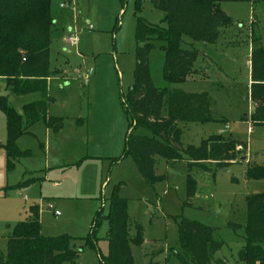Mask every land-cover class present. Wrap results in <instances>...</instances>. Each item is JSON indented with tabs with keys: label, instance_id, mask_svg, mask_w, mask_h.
<instances>
[{
	"label": "rangeland",
	"instance_id": "1",
	"mask_svg": "<svg viewBox=\"0 0 264 264\" xmlns=\"http://www.w3.org/2000/svg\"><path fill=\"white\" fill-rule=\"evenodd\" d=\"M215 1L232 23L219 40L207 44L181 38L182 49L207 57L199 65L208 77H191L174 87L208 93L218 121L180 123V139L187 148L221 136L247 149L226 169H217L212 162L190 168L186 157L178 162L156 158L159 179L151 184L126 154L132 122L123 99L134 84L138 23L167 28L164 14L148 1L52 0L55 24L49 68L55 74L49 80L48 113L63 127L56 132L43 121L34 125L17 142L30 156L9 169L1 148L7 124L0 111V253H7L14 227L38 206L44 237L69 236L82 247L74 264H101L99 256L109 253L108 214L112 193L118 189L127 202L129 239H135L139 230L143 235L140 246L130 243L134 264H180L182 219L210 227L215 240L224 244L217 258L242 264L248 198L264 193V179L247 176L249 168L264 167V127L239 119L256 108L250 99L252 38L260 39L264 47V1ZM70 36L77 39L76 45L64 41ZM160 47L158 43L151 51L149 64L154 85L164 88L165 54ZM0 97H6L20 115L25 105L41 99L38 93L12 94L4 79ZM134 135L151 137L142 128ZM190 181L195 182L196 193L193 206L187 207ZM97 218L99 241L94 249L85 241Z\"/></svg>",
	"mask_w": 264,
	"mask_h": 264
},
{
	"label": "trees",
	"instance_id": "2",
	"mask_svg": "<svg viewBox=\"0 0 264 264\" xmlns=\"http://www.w3.org/2000/svg\"><path fill=\"white\" fill-rule=\"evenodd\" d=\"M137 1H148L161 11L167 28L143 21L138 23L134 84L123 99L132 122L126 138V154L133 158L141 175L151 184L159 179L155 174L156 158L178 162L186 157L190 168L212 162L217 169H226L247 146L232 138L212 136L200 147L184 148L180 139V123H209L218 119L211 110L208 93H189L174 86L186 83L191 77H208L199 65L207 57L198 50L182 49V36L215 44L223 31L232 25L230 18L215 0ZM263 1L254 0V4ZM51 2L0 0V79L5 80L7 88L16 96L33 93L41 96L39 101L25 105L22 115L14 110L6 97H0V111L7 124V139L1 148L6 152L9 169L30 156L29 151L19 149L17 142L34 125L43 121L56 132L63 127L48 113V82L55 74L49 68L55 24ZM158 43L165 54L164 88L154 85L150 72V53ZM251 80L250 99L256 108L242 120L250 121L253 127H264V47L256 37L252 38ZM137 128L149 131L151 137L134 135ZM247 176L255 180L264 179V167L249 168ZM195 193V182L190 181L185 206H193ZM126 207V200L115 189L108 214L109 253L99 256L101 264H134L130 243L140 246L143 235L139 230L135 239H129ZM247 213L246 246L240 251L239 260L242 264H264V193L248 198ZM99 220H95L85 241L94 249H97L99 241ZM178 232L182 250L177 256L180 264H226L217 258L224 244L215 240L210 227L182 219ZM81 249L69 236L44 237L39 207L32 206L27 218L14 227L8 238L7 253H0V264H74Z\"/></svg>",
	"mask_w": 264,
	"mask_h": 264
},
{
	"label": "built area",
	"instance_id": "3",
	"mask_svg": "<svg viewBox=\"0 0 264 264\" xmlns=\"http://www.w3.org/2000/svg\"><path fill=\"white\" fill-rule=\"evenodd\" d=\"M64 4L61 5V7H63ZM90 29L92 28V26L89 27ZM64 41L67 42L68 44H70L71 46L76 45L77 44V39L74 36H70L68 38H64ZM91 74V71L89 72ZM56 216H59L58 212H55Z\"/></svg>",
	"mask_w": 264,
	"mask_h": 264
},
{
	"label": "crops",
	"instance_id": "4",
	"mask_svg": "<svg viewBox=\"0 0 264 264\" xmlns=\"http://www.w3.org/2000/svg\"><path fill=\"white\" fill-rule=\"evenodd\" d=\"M62 8V7H61ZM90 72V71H89ZM49 83V82H48ZM251 84H252V80H251V71H250V87H251ZM253 113V111L251 112V114ZM250 114V113H249ZM250 114V115H251ZM244 118L245 117H249V115H248V113H246V114H244V116H243ZM243 117H240L239 119L240 120H242L243 119ZM246 122H250V121H246ZM251 123V122H250ZM252 125V124H251ZM27 215V214H26ZM25 220V219H24Z\"/></svg>",
	"mask_w": 264,
	"mask_h": 264
}]
</instances>
